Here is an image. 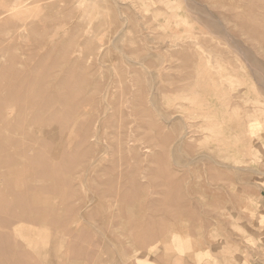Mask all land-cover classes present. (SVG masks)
Returning a JSON list of instances; mask_svg holds the SVG:
<instances>
[{"label": "rangeland", "instance_id": "374dc122", "mask_svg": "<svg viewBox=\"0 0 264 264\" xmlns=\"http://www.w3.org/2000/svg\"><path fill=\"white\" fill-rule=\"evenodd\" d=\"M0 264H264V0H0Z\"/></svg>", "mask_w": 264, "mask_h": 264}]
</instances>
